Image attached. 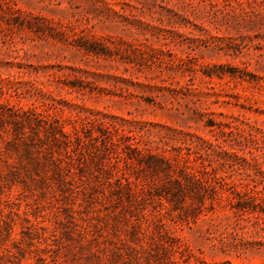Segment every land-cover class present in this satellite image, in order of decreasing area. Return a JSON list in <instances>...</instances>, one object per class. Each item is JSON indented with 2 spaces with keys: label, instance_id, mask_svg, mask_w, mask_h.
Returning <instances> with one entry per match:
<instances>
[{
  "label": "rangeland",
  "instance_id": "374dc122",
  "mask_svg": "<svg viewBox=\"0 0 264 264\" xmlns=\"http://www.w3.org/2000/svg\"><path fill=\"white\" fill-rule=\"evenodd\" d=\"M0 264H264V0H0Z\"/></svg>",
  "mask_w": 264,
  "mask_h": 264
}]
</instances>
